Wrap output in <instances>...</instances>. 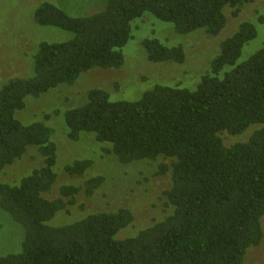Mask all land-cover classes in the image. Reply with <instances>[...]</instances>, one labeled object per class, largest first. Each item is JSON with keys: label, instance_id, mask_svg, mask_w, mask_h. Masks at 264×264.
Returning a JSON list of instances; mask_svg holds the SVG:
<instances>
[{"label": "trees", "instance_id": "1", "mask_svg": "<svg viewBox=\"0 0 264 264\" xmlns=\"http://www.w3.org/2000/svg\"><path fill=\"white\" fill-rule=\"evenodd\" d=\"M251 1L107 0L102 11L81 18L68 17L50 3L36 9V25L73 38L41 42L32 76L0 83V174L29 147L41 159L18 184L0 183V209L24 229L21 252L0 258V264H243L247 250L261 243L264 216V43L237 64L242 48L256 38L253 24L241 23L220 43L193 91L156 85L135 102H112L106 91L92 88L83 105L64 112L72 142L93 134L122 165L162 160L154 176L168 175L167 209L134 237L118 236L135 220L128 209L49 225L81 191L64 185L59 198L44 197L57 181L55 131L49 123L60 112L28 124L17 114L27 98L72 86L89 70L120 69L131 23L145 13L172 24L176 34L204 30L213 37L226 25L225 10L237 17ZM141 46L151 63L185 61L181 46L166 47L156 39H144ZM251 126L258 128L245 141L223 143L221 134L241 135ZM90 167V160H79L65 171L82 176ZM103 182L102 176L88 178L84 194L91 196Z\"/></svg>", "mask_w": 264, "mask_h": 264}, {"label": "rangeland", "instance_id": "2", "mask_svg": "<svg viewBox=\"0 0 264 264\" xmlns=\"http://www.w3.org/2000/svg\"><path fill=\"white\" fill-rule=\"evenodd\" d=\"M43 3L54 5L68 17L81 18L102 11L107 0H0V83L13 78L31 77L33 56L41 42L66 43L73 38L71 33L35 24L34 13ZM225 15V27L212 37L204 30L187 35L176 34L172 24L145 13L131 23V38L122 48L124 63L120 69H92L81 74L72 86L61 85L38 99L25 100V108L17 114L23 123L45 122L46 114L50 116L55 111L60 112L59 117H53L49 123L55 131L57 161L54 170L57 181L44 197L49 200L59 198V190L64 185L81 190L68 211L56 213L49 225L71 224L100 211L128 209L135 220L129 228L118 233L119 238L123 239L134 237L137 231L162 216V209H167L163 207V193L169 188V179L168 175L154 176L162 160L122 165L107 152V146L96 142L93 134L83 133L78 141L72 142L67 137L63 114L69 108L83 105L86 93L92 88L106 91L112 102H135L156 85L177 86L193 91L200 76L208 71L220 43L229 38L243 22L253 24L256 30V38L242 48L237 64L246 61L264 43V0H252L244 5L237 17H232L230 10H225ZM259 18L263 21L259 22ZM144 39H156L166 47L181 46L185 61L182 64L149 62L141 46ZM30 60L31 71L26 74ZM229 69L227 67L225 71ZM219 76L222 77V74ZM254 128L258 126H251L237 136L223 133L221 138L226 146H231L245 141ZM79 160H90L91 167L82 176L67 174L65 166ZM40 165L41 159L35 148L29 147L21 160L4 169L0 174V183L17 180L18 184L21 178ZM94 176H102L104 182L91 196H86L83 184ZM261 228V243L247 250L243 264H264V216ZM23 238L24 229L0 209V258L19 254Z\"/></svg>", "mask_w": 264, "mask_h": 264}]
</instances>
